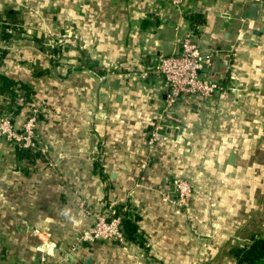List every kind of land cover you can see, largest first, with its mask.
<instances>
[{
  "label": "crops",
  "instance_id": "0c3cea01",
  "mask_svg": "<svg viewBox=\"0 0 264 264\" xmlns=\"http://www.w3.org/2000/svg\"><path fill=\"white\" fill-rule=\"evenodd\" d=\"M187 35L226 88L163 119L152 69ZM0 77V114L34 117L39 148L0 137V264H38L39 231L51 264H264V0H0ZM160 116L170 141L150 152ZM124 213L123 241L81 240Z\"/></svg>",
  "mask_w": 264,
  "mask_h": 264
},
{
  "label": "built area",
  "instance_id": "2783aa9c",
  "mask_svg": "<svg viewBox=\"0 0 264 264\" xmlns=\"http://www.w3.org/2000/svg\"><path fill=\"white\" fill-rule=\"evenodd\" d=\"M170 1L175 5H180L184 0ZM230 50L232 51L233 49ZM230 50L217 49L220 53H226L227 58L231 60L232 53ZM212 64L213 54L202 55L197 43L189 35L180 41L178 54L161 57L157 61L152 71L160 76L167 86L163 119L176 121L172 110L174 105L182 99L209 101L212 100L216 93L226 88V84L213 78L204 77L205 72L202 70L204 68L209 69ZM100 78L103 79L104 76ZM34 121V117H29L20 127H17L8 115L0 114V137L20 149L28 151L39 150L34 139ZM161 124L162 117L160 116L151 125L146 142V148L150 152L157 143L170 141L169 136L163 132ZM172 186L175 191L173 202L177 210L180 208L186 210L190 206L192 199L190 182L182 177H175L172 179ZM127 217L129 216L126 213L112 216L100 214L96 217L94 223L82 233L81 240L88 242L96 240L121 242L124 240V221ZM38 233H40V236ZM38 233L36 234L41 241L42 249H44L37 259L38 264H51L50 258L52 259L54 256L53 248L51 247L53 245L48 239H42L41 231Z\"/></svg>",
  "mask_w": 264,
  "mask_h": 264
},
{
  "label": "water",
  "instance_id": "95a60500",
  "mask_svg": "<svg viewBox=\"0 0 264 264\" xmlns=\"http://www.w3.org/2000/svg\"><path fill=\"white\" fill-rule=\"evenodd\" d=\"M258 7H259V4L258 3H252L250 6H249V8H248V10H247V12H246V16L252 21V20H255L256 18H257V9H258ZM255 33H258V32H255ZM222 60V59H221ZM220 64L222 65H224L225 67H228L229 66V64H228V62H225V63H222L221 61H215V68H218L219 66H220ZM203 72H207L208 71V68H204L203 70H202ZM61 251H62V249H60ZM65 253L66 252H64L63 253V255H65Z\"/></svg>",
  "mask_w": 264,
  "mask_h": 264
},
{
  "label": "trees",
  "instance_id": "16d2710c",
  "mask_svg": "<svg viewBox=\"0 0 264 264\" xmlns=\"http://www.w3.org/2000/svg\"><path fill=\"white\" fill-rule=\"evenodd\" d=\"M0 80L1 81L4 80L3 77H0ZM3 88H4V86L1 85L0 90H3ZM17 149L19 150V152H22V155L25 157L31 155V153L28 150L20 149L18 147H17ZM133 228H134V226L125 220L124 221V237L126 235L125 233L128 232V234H130L132 232Z\"/></svg>",
  "mask_w": 264,
  "mask_h": 264
}]
</instances>
